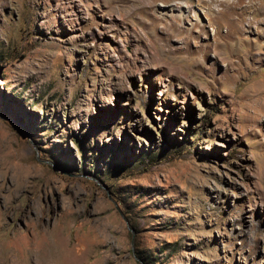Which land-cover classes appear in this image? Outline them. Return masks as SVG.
I'll return each mask as SVG.
<instances>
[{
  "label": "rangeland",
  "instance_id": "374dc122",
  "mask_svg": "<svg viewBox=\"0 0 264 264\" xmlns=\"http://www.w3.org/2000/svg\"><path fill=\"white\" fill-rule=\"evenodd\" d=\"M199 1L0 0V264H264V0Z\"/></svg>",
  "mask_w": 264,
  "mask_h": 264
},
{
  "label": "bare ground",
  "instance_id": "6f19581e",
  "mask_svg": "<svg viewBox=\"0 0 264 264\" xmlns=\"http://www.w3.org/2000/svg\"><path fill=\"white\" fill-rule=\"evenodd\" d=\"M158 0H133V4H135V7L137 8H141V6H145L147 4L149 5H153L157 2ZM164 2H170L172 0H163ZM202 1V0H201ZM199 1L198 4L199 6L203 5L202 7L206 8V6L208 7V10L209 12L213 11L214 7L217 6L218 8L217 9H220L219 7L220 6H223L224 8L218 10L219 14L220 15H227L228 13L231 15V13L233 14L234 11H236L237 13L239 12V15L240 13L241 14H246V13H251V2L249 3H245V0H209V1H205V3ZM173 3V2H172ZM176 3V2H174ZM205 4V5H204ZM216 8V7H215ZM143 9V8H142ZM179 9H180V15L179 16H184L185 17V14L181 11V7L179 6ZM49 234V233H48ZM54 235V234H53ZM50 237V236H49ZM52 238V236H51ZM50 238V239H51ZM59 238V237H58ZM46 239V238H45ZM49 239V238H48ZM58 240V239H57ZM42 241V240H41ZM49 242V241H48ZM54 242V241H52ZM56 243V242H55ZM56 245V244H55ZM37 246V245H36ZM60 246V244H59ZM24 247V246H23ZM38 248H39V245H38ZM24 249V248H22ZM47 249V248H46ZM51 249V248H50ZM54 249V248H53ZM63 249V248H62ZM55 250H57L55 248ZM25 251V250H24ZM27 251V249H26ZM31 251V250H30ZM41 251V250H40ZM58 251V250H57ZM61 251V250H59ZM69 251V250H68ZM63 252V251H62ZM65 252H67V250H65ZM70 252V251H69ZM51 253V252H50ZM58 253V252H57ZM68 253V252H67ZM27 254V253H26ZM29 254V253H28ZM59 254V253H58ZM62 254V253H61ZM60 254V256H61ZM68 255V254H67ZM58 256V255H56ZM64 256V255H63ZM70 258V256H69ZM67 259H68V256H67ZM72 260V259H71ZM72 263V262H71Z\"/></svg>",
  "mask_w": 264,
  "mask_h": 264
}]
</instances>
